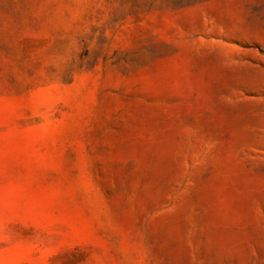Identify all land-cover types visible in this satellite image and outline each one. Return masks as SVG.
Masks as SVG:
<instances>
[{"label":"rangeland","instance_id":"374dc122","mask_svg":"<svg viewBox=\"0 0 264 264\" xmlns=\"http://www.w3.org/2000/svg\"><path fill=\"white\" fill-rule=\"evenodd\" d=\"M0 264H264V0H0Z\"/></svg>","mask_w":264,"mask_h":264}]
</instances>
